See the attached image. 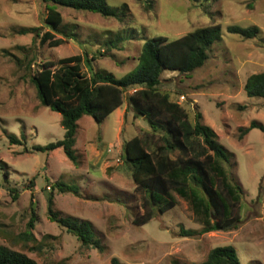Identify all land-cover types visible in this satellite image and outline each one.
Listing matches in <instances>:
<instances>
[{
  "label": "rangeland",
  "instance_id": "rangeland-1",
  "mask_svg": "<svg viewBox=\"0 0 264 264\" xmlns=\"http://www.w3.org/2000/svg\"><path fill=\"white\" fill-rule=\"evenodd\" d=\"M105 1L114 8L127 3L128 21L121 24L97 13L61 8L63 23L74 28L80 41L69 39L48 47L17 32L42 24L38 0H0V244L24 252L39 264L60 259L67 264H111L112 257L119 264H171L173 260L196 264L210 248L231 244L240 264H264V133L254 127L241 139L237 137L239 128L252 120L264 125V97L247 96L243 88L249 74L264 71V0H152L149 10L136 0ZM211 24H218L221 34L203 65L187 75L164 71L159 88L187 110L190 121L199 111L201 122L215 131L227 150L225 166L243 188L242 222L237 228L180 236V226L199 230L201 225L179 196L177 205L146 223H132L143 209L121 155L123 142L141 134L147 123L134 117L126 103L119 122L116 113L100 122L88 115L77 121V165L60 147L32 148L62 138L64 130L59 113L39 104L29 73L16 64L14 57L24 59L21 47H31L29 56L36 61L56 60L82 49L90 53L107 38H120V49L95 58L90 65L121 77L137 65L146 39L171 40ZM229 25H256L259 32L242 38L227 32ZM82 69L88 72L86 63ZM6 133L21 143H10ZM56 180L75 184L78 194L51 188ZM49 195L52 210L59 216L90 224L100 248L82 244L48 218ZM31 216L35 217L30 230L33 238H24Z\"/></svg>",
  "mask_w": 264,
  "mask_h": 264
},
{
  "label": "trees",
  "instance_id": "trees-1",
  "mask_svg": "<svg viewBox=\"0 0 264 264\" xmlns=\"http://www.w3.org/2000/svg\"><path fill=\"white\" fill-rule=\"evenodd\" d=\"M145 10L152 8V0H136ZM41 10L40 26L21 27L19 34H29L32 42L48 47H57L72 39L79 42L74 28L63 23L61 8L97 13L113 18L121 24L129 19L127 3L114 8L105 0H38ZM227 32L242 38L255 37L256 25L241 27L229 25ZM218 24L197 27L181 36L168 40L157 36L146 39L137 55V65L121 77L104 69H95L90 62L97 57L111 55L112 49H120V38H107L100 48L90 53L60 57L56 60L36 61L29 56L31 47H21L24 59L14 57L18 67L28 73L29 83L34 87L41 106L59 113L63 136L46 145H34L38 151L61 148L75 165L78 159L74 151L77 121L83 116L100 122L116 108L125 105L134 117H142L147 129L123 142L121 159L128 168L134 183V193L141 199L143 209L135 215L132 223L141 225L157 214L177 205L176 196L189 204L201 227L191 230L179 227L180 236H196L210 231H229L242 222L243 188L235 181L225 166L227 150L218 142L217 134L201 122V113L195 111L193 122L187 110L159 85L164 71L189 74L203 65L208 58L211 44L220 39ZM86 63L88 72L83 71ZM131 92H127L128 89ZM243 88L247 96L264 97V71L249 74ZM257 127L264 133V125L252 120L248 126L240 127L238 139L250 128ZM12 144H20L15 135L6 133ZM32 184V180H30ZM51 188L59 193L78 194L75 184L54 181ZM17 196V194L15 195ZM14 196V197H15ZM47 216L51 221L72 232L84 245L100 248L90 224L85 220L59 216L52 210V195L47 198ZM35 217L27 222L24 238H33L31 229ZM0 264H39L22 251L0 244ZM53 264H67L64 259ZM87 264V263H78ZM111 264H119L115 257ZM171 264H181L176 260ZM196 264H240L235 248L231 244L210 248Z\"/></svg>",
  "mask_w": 264,
  "mask_h": 264
},
{
  "label": "crops",
  "instance_id": "crops-1",
  "mask_svg": "<svg viewBox=\"0 0 264 264\" xmlns=\"http://www.w3.org/2000/svg\"><path fill=\"white\" fill-rule=\"evenodd\" d=\"M123 107V106H122ZM122 107L120 106V107H118V108H116L114 111H112L111 113H116V116H117V121L119 122V114H120V111H121V109H122ZM123 109H124V107H123ZM110 113V114H111Z\"/></svg>",
  "mask_w": 264,
  "mask_h": 264
},
{
  "label": "built area",
  "instance_id": "built-area-1",
  "mask_svg": "<svg viewBox=\"0 0 264 264\" xmlns=\"http://www.w3.org/2000/svg\"><path fill=\"white\" fill-rule=\"evenodd\" d=\"M183 97V96H182Z\"/></svg>",
  "mask_w": 264,
  "mask_h": 264
}]
</instances>
